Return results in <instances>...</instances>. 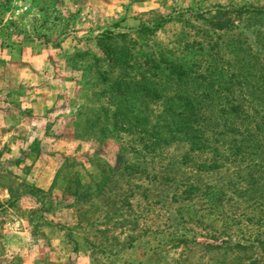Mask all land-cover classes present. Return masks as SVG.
I'll list each match as a JSON object with an SVG mask.
<instances>
[{"label": "rangeland", "instance_id": "obj_1", "mask_svg": "<svg viewBox=\"0 0 264 264\" xmlns=\"http://www.w3.org/2000/svg\"><path fill=\"white\" fill-rule=\"evenodd\" d=\"M243 8L264 0H0V264H264Z\"/></svg>", "mask_w": 264, "mask_h": 264}, {"label": "trees", "instance_id": "obj_2", "mask_svg": "<svg viewBox=\"0 0 264 264\" xmlns=\"http://www.w3.org/2000/svg\"><path fill=\"white\" fill-rule=\"evenodd\" d=\"M263 15L264 14V10L263 9H258V10H251L248 8H243V9H239L237 10V15L238 17H241L242 15ZM226 24V23H225ZM245 27H241L242 32L244 31ZM259 34V32L257 33ZM260 37V34H259ZM260 39L259 38V43H260ZM170 100L173 101V104H170V108L173 109L174 106H176V108L178 109L177 111H180L182 114L186 115V120H188L192 126H190L188 128V132H186L187 134H191L192 138L191 140H193L192 145L196 146V144L199 142L193 135L196 134L199 130L200 127L198 126L200 123V118L201 120L203 119V113H202V109L198 106L195 105L194 103H192L191 101L187 102V101H183L182 99L178 98V97H172Z\"/></svg>", "mask_w": 264, "mask_h": 264}]
</instances>
